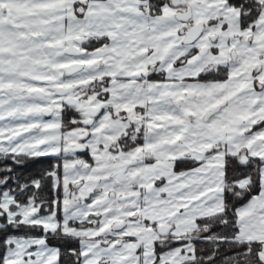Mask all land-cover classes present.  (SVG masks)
Masks as SVG:
<instances>
[{
    "label": "snow or ice",
    "instance_id": "obj_1",
    "mask_svg": "<svg viewBox=\"0 0 264 264\" xmlns=\"http://www.w3.org/2000/svg\"><path fill=\"white\" fill-rule=\"evenodd\" d=\"M0 264H264V0H0Z\"/></svg>",
    "mask_w": 264,
    "mask_h": 264
}]
</instances>
